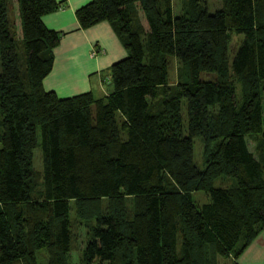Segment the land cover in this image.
Instances as JSON below:
<instances>
[{"label":"trees","instance_id":"obj_1","mask_svg":"<svg viewBox=\"0 0 264 264\" xmlns=\"http://www.w3.org/2000/svg\"><path fill=\"white\" fill-rule=\"evenodd\" d=\"M214 1L90 0L78 27L107 23L126 55L106 97L58 98L41 17L60 6L0 0V264H71L73 219L75 264H236L264 229V0Z\"/></svg>","mask_w":264,"mask_h":264},{"label":"crops","instance_id":"obj_2","mask_svg":"<svg viewBox=\"0 0 264 264\" xmlns=\"http://www.w3.org/2000/svg\"><path fill=\"white\" fill-rule=\"evenodd\" d=\"M60 8L41 17L43 26L58 33L51 71L42 80L45 91L58 98L90 92L94 98L109 93L107 69L125 57V50L107 23L80 29L75 11L90 0H54ZM236 264H264V229L235 260Z\"/></svg>","mask_w":264,"mask_h":264},{"label":"rangeland","instance_id":"obj_3","mask_svg":"<svg viewBox=\"0 0 264 264\" xmlns=\"http://www.w3.org/2000/svg\"><path fill=\"white\" fill-rule=\"evenodd\" d=\"M209 8L211 10L215 9L218 7V4L214 0H207ZM180 3L181 0H172V7H173V12L174 14H178L180 11ZM239 40H241V37H239ZM236 38L233 37L231 43L229 44V49H228V55L229 59L232 55L231 50L233 47H235L237 44ZM236 48V47H235ZM233 49V51L235 50ZM186 79V68L180 65L176 60L173 59H168V77H167V82L169 85H173L177 83L178 81ZM263 107H264V99H263ZM182 116H183V124L185 126L186 124V118H185V112L184 109H182ZM248 148L249 151L252 152L253 148V143L248 141ZM201 145L198 139L193 140V162L196 167L199 169L202 168V156H201ZM33 168L35 171L39 172L40 171V158H39V153L38 150H35L33 152ZM225 181V182H224ZM220 183L225 184L227 183L226 186H228L227 180H223L222 178L217 179L216 181L213 182V187L214 188H220L222 187ZM225 186V187H226ZM191 199L193 203L197 206H200L202 204L208 203V198L202 193V192H195L191 194ZM72 227H71V232L73 234V240H72V245H71V252L69 254V262L71 264H75L77 261V256L82 250L84 243H85V229L82 224H79L76 222V220L73 219ZM43 262V259L41 260Z\"/></svg>","mask_w":264,"mask_h":264}]
</instances>
